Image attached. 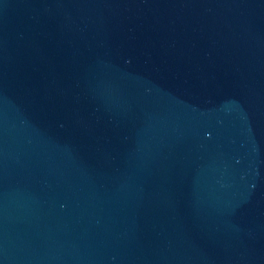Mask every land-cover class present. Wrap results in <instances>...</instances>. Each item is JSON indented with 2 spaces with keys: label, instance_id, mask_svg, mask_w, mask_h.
<instances>
[{
  "label": "water",
  "instance_id": "1",
  "mask_svg": "<svg viewBox=\"0 0 264 264\" xmlns=\"http://www.w3.org/2000/svg\"><path fill=\"white\" fill-rule=\"evenodd\" d=\"M0 264H264V0H0Z\"/></svg>",
  "mask_w": 264,
  "mask_h": 264
}]
</instances>
